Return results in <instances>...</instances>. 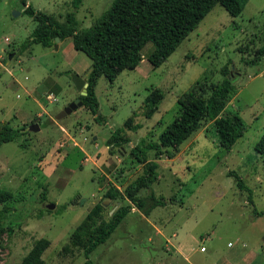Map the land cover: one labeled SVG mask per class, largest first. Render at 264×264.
<instances>
[{
  "label": "rangeland",
  "instance_id": "obj_1",
  "mask_svg": "<svg viewBox=\"0 0 264 264\" xmlns=\"http://www.w3.org/2000/svg\"><path fill=\"white\" fill-rule=\"evenodd\" d=\"M111 1L81 0L75 10L78 28L90 26ZM240 2L235 17L215 4L160 66L147 62L152 50L147 43L133 70L121 71L111 83L99 77L94 89L98 123L83 106L53 119L78 96L70 75L84 80L90 61L72 49L70 38L58 41L56 49L30 45L17 52L35 23L22 14L20 0H0V127L23 129L16 140L0 145V191L10 193L0 204V264L19 263L40 238L49 242L41 256L44 264H82L80 249L62 248L94 204L104 201L108 216L115 210L118 203L104 197L107 190L121 192L141 174L129 149L141 139L156 141L173 119L176 99L196 81L220 82L223 69L236 92L221 116L237 114L242 137L224 151L211 122H203L171 159L157 161L150 191L165 206L144 217L130 205L88 259L92 264H213L231 252L230 264H264V153L254 148L264 134V58L252 67L241 59H250L261 45L264 0ZM25 4L58 23L71 11L69 0ZM153 89L163 98L151 118L144 119L140 104ZM128 118L139 128L123 130L128 142L108 154L105 140ZM31 124L38 131L30 132ZM232 174L250 189L251 205ZM146 194L140 191L137 197ZM179 229L185 246L180 254L164 242L175 244L171 233ZM200 245L205 253L198 252Z\"/></svg>",
  "mask_w": 264,
  "mask_h": 264
},
{
  "label": "trees",
  "instance_id": "obj_2",
  "mask_svg": "<svg viewBox=\"0 0 264 264\" xmlns=\"http://www.w3.org/2000/svg\"><path fill=\"white\" fill-rule=\"evenodd\" d=\"M240 1L112 0L90 26L79 29L75 10L80 6L81 0H69L71 11L64 14L62 23H58L51 15L34 11L25 4L26 0H20V5L23 6L22 14L30 17L35 25L17 52H22L30 45L50 48L53 47L54 38L59 42L70 38L72 49L90 61L84 79L87 84L86 94L77 97L93 116L94 121L100 123L94 93L99 77L111 83L121 71L133 70L141 60V49L147 43L152 45V50L146 57L147 62L152 68L160 66L215 4L222 7L230 17H235L241 10ZM261 31V45L250 59L241 58L247 67L259 65L264 58V20ZM222 76L218 83H210L204 79L194 82L176 99L173 119L163 128L156 141L141 139L129 149L130 158L141 165V174L121 192L113 188L107 190L104 197L116 200L118 206L108 216V210L103 206L104 201L94 204L72 231L68 244L62 248L64 252L69 248L80 249L84 258L82 264H92L88 259L90 253L108 239L129 213L131 206L144 217H147L154 208L165 206L163 199L155 198L150 191V186L157 179V161L161 156L171 159L174 152L197 132L203 122H211L217 145L224 151L230 150L242 137L244 126L240 117L237 114L221 116L224 107L236 92L235 85L225 69L222 70ZM162 98L159 89L148 92L141 101L140 115L144 119L151 118ZM138 128L139 125H131V119L128 118L120 128L111 132L104 142L108 154L112 155L114 149L128 142L122 134L123 130L134 132ZM22 131L23 129H12L5 124L2 125L0 145L13 142ZM254 148L258 153H264V134ZM232 176L235 178L236 187L246 192V201L251 205L250 189L238 176L234 174ZM140 191L147 194L143 198H138ZM9 199L10 193L0 191V204ZM48 245L49 242L44 238L35 240L17 264H44L41 256Z\"/></svg>",
  "mask_w": 264,
  "mask_h": 264
},
{
  "label": "water",
  "instance_id": "obj_3",
  "mask_svg": "<svg viewBox=\"0 0 264 264\" xmlns=\"http://www.w3.org/2000/svg\"><path fill=\"white\" fill-rule=\"evenodd\" d=\"M58 42L57 38H54V44L53 47L56 49V43ZM70 82L73 85V87L75 88L76 91H78V96L82 97L85 96L86 94V87L87 84L86 82L81 79L78 75L76 74H71L70 75ZM82 103L79 100V98H75L73 101H71L70 103H68L57 115H55L53 117L54 120H58L61 119L67 115H69L71 112H73L74 110H76L77 108L81 107ZM28 130L30 132H36L38 131V126L36 124H31L30 126H28ZM83 200L80 201L79 204H81ZM53 206L52 205H46L47 209H51Z\"/></svg>",
  "mask_w": 264,
  "mask_h": 264
},
{
  "label": "crops",
  "instance_id": "obj_4",
  "mask_svg": "<svg viewBox=\"0 0 264 264\" xmlns=\"http://www.w3.org/2000/svg\"><path fill=\"white\" fill-rule=\"evenodd\" d=\"M180 228H182V227L180 226ZM154 231H155V233L157 235H159V236L162 235V233L159 230L155 229V228H154ZM179 231H181V229H179L176 232L173 231V233H171V238H173L174 240H176L175 244L169 242L167 239H165L164 242L167 243L170 246L172 245L171 247L172 248H175V251L180 254V252H182V253L185 252V246H183L184 237L179 234L180 233ZM227 246H229V244H227ZM200 247H203L204 248V251L203 252H199V248ZM198 252L199 253H205L206 252V247L203 246V245H200L198 247ZM230 254H231V252L224 253V255H222L218 259V261H215L213 264H230V262L227 259V258H229ZM234 254H232V256H234ZM251 255H252V257H254V254L253 253H251Z\"/></svg>",
  "mask_w": 264,
  "mask_h": 264
},
{
  "label": "built area",
  "instance_id": "obj_5",
  "mask_svg": "<svg viewBox=\"0 0 264 264\" xmlns=\"http://www.w3.org/2000/svg\"><path fill=\"white\" fill-rule=\"evenodd\" d=\"M204 251V248L203 247H200L199 248V252H203Z\"/></svg>",
  "mask_w": 264,
  "mask_h": 264
}]
</instances>
